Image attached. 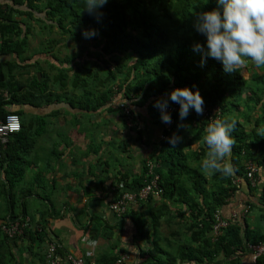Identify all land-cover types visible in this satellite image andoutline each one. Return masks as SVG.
I'll return each mask as SVG.
<instances>
[{
    "label": "trees",
    "instance_id": "1",
    "mask_svg": "<svg viewBox=\"0 0 264 264\" xmlns=\"http://www.w3.org/2000/svg\"><path fill=\"white\" fill-rule=\"evenodd\" d=\"M218 7L222 11L216 0H109L89 14L85 11V0H0V117L16 114L21 122V131L10 136L6 143L18 140L24 131L32 134V126L41 123L42 116L29 111L67 104L95 112L102 107L110 109L115 96L123 99L115 110L126 130L135 129L137 106L146 105L149 115L162 122L159 143L150 158L144 160L140 175L130 178L122 174L121 178H115L117 184L110 190L112 203L124 190L134 191L145 184L147 162L167 165L166 169L156 171L162 195L138 200L119 216L134 225V239L148 247L146 251L141 247L140 251L153 264H216L221 257L223 264H240V257L250 255L249 245L264 242L263 237L238 220L230 221L217 236L213 234V214L235 190L233 179L247 180L248 163L257 168L255 150L264 160L261 129L254 127L246 131L239 121L240 115L236 114L246 91L250 95L244 100L249 107L256 108L262 101L264 68L257 69L251 63L246 66L255 69L250 75L251 82L246 83L242 68L225 72L221 62L203 58L202 53L194 51L196 43H206V38L193 27L194 14ZM85 30H94L96 35L84 38ZM85 39L90 49L81 46ZM32 40L37 42L33 49ZM68 41L79 44L76 52L67 51ZM177 88L199 90L206 115H197L190 109L189 115L181 120L178 110L170 115V124L164 123L161 111L154 104L158 99H169ZM172 103L169 99L168 105ZM124 107L131 113L130 126ZM262 110L256 124L264 121V105ZM210 117L235 121L231 134L236 143L231 155L233 174L211 175L212 186L207 190L205 173L200 165L193 166L192 161L201 162L207 151L201 138ZM173 134L183 138L175 147L168 142ZM197 142L199 148L192 150ZM5 144L0 171H4L6 182L11 185L0 190V200L7 201L0 223V264H17L14 245L24 239L38 242L40 249L35 255L41 264H49L51 245L56 250L50 255L58 258V263L72 256L84 257L87 263L113 264L121 257L110 252L95 255L97 258L94 255L63 257L60 245L50 236L46 216L51 212L47 207L40 213L35 228H31L26 219L25 197L20 196L23 209L16 211L20 206L11 193L15 178L8 177L16 167L15 157L10 155L14 149L16 154V143ZM177 219L184 221H174ZM16 222L21 231L9 236L2 227ZM162 222L168 227L170 237L176 236L177 240L161 232ZM28 251L33 252L30 246ZM253 264H264V256Z\"/></svg>",
    "mask_w": 264,
    "mask_h": 264
},
{
    "label": "crops",
    "instance_id": "2",
    "mask_svg": "<svg viewBox=\"0 0 264 264\" xmlns=\"http://www.w3.org/2000/svg\"><path fill=\"white\" fill-rule=\"evenodd\" d=\"M85 40L81 46L90 49L88 39ZM68 43L67 51L76 52L79 44ZM36 44L32 40L31 48ZM241 71L243 80L251 82L250 75L255 69L244 67ZM249 95L248 91L242 95L243 102L236 111L240 115L239 121L248 132L254 127L264 129V121L255 122L263 112L264 95L256 108L245 103L244 99ZM122 102L121 97L115 96L109 104L110 109L102 107L95 112L71 108L67 104L29 111L42 116L41 123L32 126V134L24 131L18 140L4 145L16 143V154L15 149L10 153L12 158L15 157L13 164L16 167L8 175L15 178L11 193L17 197L20 206L15 210L23 209L22 197H25L26 219L28 225L35 228L40 213L47 207L51 212L46 216L50 236L60 245L63 257L87 256L88 253L99 257L110 252L123 256L125 264H153L151 258L140 251L141 247L144 251L148 247L134 239L135 228L131 221L110 210V190L117 184L116 177L140 175L144 160L150 158L159 143L162 122L149 115L146 105L137 106L134 109L135 129L128 131L115 110ZM198 148V142L191 147L192 150ZM254 153L259 162L256 187L252 188L244 177H235L232 181L235 190L213 217L215 219L219 214L221 219L229 222L238 220L264 238V160L260 152L255 150ZM154 165L155 172L167 167L159 161H154ZM192 165L198 166L200 161H192ZM205 177L206 189L210 190L211 175L205 174ZM6 185L11 184H7L4 171H0V190L4 191L2 188ZM6 206V199L0 200V223ZM132 208L136 209L137 205ZM181 209L188 213L185 207L181 206ZM174 221L183 223L184 220ZM168 231L162 222L161 232L171 240H177L176 236L171 238ZM28 246L33 252L28 251ZM39 249L38 242L18 241L17 246L14 245L17 264H41L35 255ZM248 253L250 255L240 257V264H253L252 254ZM223 262L221 257L216 264ZM58 264H69V261L64 257Z\"/></svg>",
    "mask_w": 264,
    "mask_h": 264
},
{
    "label": "clouds",
    "instance_id": "3",
    "mask_svg": "<svg viewBox=\"0 0 264 264\" xmlns=\"http://www.w3.org/2000/svg\"><path fill=\"white\" fill-rule=\"evenodd\" d=\"M109 0H85V11L89 14L106 5ZM219 6L210 11L194 14L193 27L206 38L205 44L196 43L194 51L202 53L203 58H212L223 65L225 72H237L250 63L257 69L264 68V0H216ZM84 38L96 35L94 30H85ZM203 62V61H202ZM169 99L179 105L181 120L194 109L197 115H203L204 99L199 90L189 88L173 90ZM169 99H158L154 107L161 111L164 123H171L167 113ZM183 127V125H178ZM235 121L216 119L204 130L201 142L207 151L201 159V170L208 175L219 173L223 177L233 174L231 155L236 143L232 132ZM264 135V129H261ZM182 137L173 134L168 142L175 147L182 142Z\"/></svg>",
    "mask_w": 264,
    "mask_h": 264
},
{
    "label": "built area",
    "instance_id": "4",
    "mask_svg": "<svg viewBox=\"0 0 264 264\" xmlns=\"http://www.w3.org/2000/svg\"><path fill=\"white\" fill-rule=\"evenodd\" d=\"M179 110V105L176 103L169 104L166 111L169 115ZM123 113L125 115V119L127 120V125L130 126V117L131 113L128 108H123ZM205 115L207 111L204 109L203 112ZM211 121L216 120L213 118H209ZM21 131V122L20 118L16 114H8L5 117H0V157L2 145L5 144L8 138L16 133ZM147 173H146V182L145 184L136 189L134 191H126L124 190L122 195H120L114 202L110 205V210L116 213L118 216L124 215L128 209V207L138 200H146L148 197H160L162 195L163 190L159 186V175L154 171L155 165L152 162H147ZM246 178L250 183L252 188H255L258 182L257 179V168L252 163L247 164L246 169ZM229 225V221L221 219L219 214L215 215V223L213 225V234L218 235L220 231L227 228ZM2 229L9 236L16 235L20 233L19 223H11L10 226H3ZM56 248L54 245H51L49 253H54ZM248 250L252 254L253 263H255L256 259L264 256V242L257 243L255 245H249ZM48 254L49 264H58V258H52V256ZM87 256H92V254L88 253ZM68 260L71 261L72 264H96L95 262L87 263L84 257H68ZM113 264H125V258L123 256L117 258V260Z\"/></svg>",
    "mask_w": 264,
    "mask_h": 264
},
{
    "label": "water",
    "instance_id": "5",
    "mask_svg": "<svg viewBox=\"0 0 264 264\" xmlns=\"http://www.w3.org/2000/svg\"><path fill=\"white\" fill-rule=\"evenodd\" d=\"M11 80H12V78H11Z\"/></svg>",
    "mask_w": 264,
    "mask_h": 264
}]
</instances>
